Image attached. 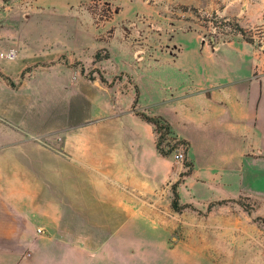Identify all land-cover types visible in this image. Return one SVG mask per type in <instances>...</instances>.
Here are the masks:
<instances>
[{"label": "rangeland", "instance_id": "1", "mask_svg": "<svg viewBox=\"0 0 264 264\" xmlns=\"http://www.w3.org/2000/svg\"><path fill=\"white\" fill-rule=\"evenodd\" d=\"M160 15L177 38L251 44L264 69V0H0V51L16 52L0 60V127L42 151L3 168L46 177L0 179V206L27 192L61 208L33 213L26 225L1 214L0 264L25 262L32 247L100 256L74 264H264V194L188 205L179 197V209L171 207L174 193L189 188L188 148L144 119L152 116L136 73L153 59ZM105 139L128 143L115 144L107 165L120 172L89 179L90 146ZM38 228L46 237L60 232L59 242H40Z\"/></svg>", "mask_w": 264, "mask_h": 264}, {"label": "crops", "instance_id": "2", "mask_svg": "<svg viewBox=\"0 0 264 264\" xmlns=\"http://www.w3.org/2000/svg\"><path fill=\"white\" fill-rule=\"evenodd\" d=\"M156 18L153 59L137 66V83L140 101H147L146 114L167 126L171 135L188 148L193 170L190 181L186 182L188 191L185 188L184 195L176 192L178 199L188 205L193 200L210 203L229 201L242 194H264L262 60L248 43L207 45L196 43L188 36L177 38L176 31L162 21L165 20L163 15ZM164 36H168V43L163 40ZM24 137L21 131L0 127V158L4 161L0 165L3 174L0 179L46 178L37 175L38 172L4 170L3 165L10 168L19 159L31 161L41 155L42 151L36 147L33 153V148L25 144L29 140ZM140 143L141 140L136 141ZM115 144L122 148L128 143L105 139L90 146L88 154L94 159V166L92 163L83 166L89 170V179L106 180L110 179L109 173L120 172L107 169L117 153L113 150L118 146ZM23 196H10L9 201L2 198L6 204L0 206V215L3 214L9 224L24 220L26 225L32 222L33 213L61 211L58 205L34 203L31 193L25 192ZM103 197L109 195L103 194ZM116 208L122 213L127 211L123 202L116 204ZM38 216L43 219V215ZM50 219L59 222L58 216ZM43 229L38 228L37 234L34 233L40 242H59L60 232L46 237ZM27 238L25 241L33 245V232ZM98 257L96 253H54L32 247L28 259L20 264H74L75 259Z\"/></svg>", "mask_w": 264, "mask_h": 264}, {"label": "built area", "instance_id": "3", "mask_svg": "<svg viewBox=\"0 0 264 264\" xmlns=\"http://www.w3.org/2000/svg\"><path fill=\"white\" fill-rule=\"evenodd\" d=\"M16 59V52L13 49H8L6 51H0V60L13 61ZM184 154L182 151L176 150L173 153V159L176 163L183 161Z\"/></svg>", "mask_w": 264, "mask_h": 264}, {"label": "trees", "instance_id": "4", "mask_svg": "<svg viewBox=\"0 0 264 264\" xmlns=\"http://www.w3.org/2000/svg\"><path fill=\"white\" fill-rule=\"evenodd\" d=\"M144 119L150 123H152L153 125H155L157 128L160 126V121L154 117H144ZM160 128V127H159ZM174 198L175 200L172 201L171 203V207L174 209V210H178L179 209V206H178V196H177V193L175 192L174 193Z\"/></svg>", "mask_w": 264, "mask_h": 264}]
</instances>
